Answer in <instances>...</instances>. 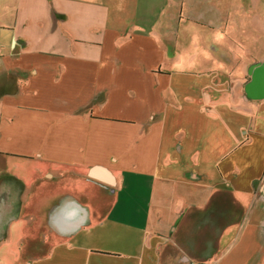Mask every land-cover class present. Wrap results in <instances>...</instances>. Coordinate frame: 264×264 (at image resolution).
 Segmentation results:
<instances>
[{"label":"crops","instance_id":"0c3cea01","mask_svg":"<svg viewBox=\"0 0 264 264\" xmlns=\"http://www.w3.org/2000/svg\"><path fill=\"white\" fill-rule=\"evenodd\" d=\"M196 1L0 0L1 259L264 264L261 2L200 59Z\"/></svg>","mask_w":264,"mask_h":264},{"label":"rangeland","instance_id":"374dc122","mask_svg":"<svg viewBox=\"0 0 264 264\" xmlns=\"http://www.w3.org/2000/svg\"><path fill=\"white\" fill-rule=\"evenodd\" d=\"M243 1L244 0H213V2H211L207 0H197L196 3L190 6H186V5L183 6V16L188 15L192 17L189 21H186L184 17V19L182 20L183 26L188 30H190L191 33L193 34L194 38L191 39L192 44L195 45L196 42L199 45V48L197 49V53L198 52L200 53L198 54L200 59L202 57L201 53L205 52L203 45H206L207 42L209 44L211 41L209 37L208 38L206 37V35L209 36L210 29H214L215 33L219 31L220 32L224 31L225 29L227 30V32H229L230 31L229 29H232L233 25L231 22L227 21V17L231 19V17L234 18L236 15H239L240 13L247 12V10L241 7ZM256 1L261 2V7L258 8L257 12H261L262 15H264V0H256ZM178 7L179 6L177 7L174 6V8H178ZM161 8L162 7L151 6V12L149 16L150 19L152 20V25H157L160 23L159 16H161L162 12L160 14L159 9ZM253 35L254 38H245V39L235 38V36L232 35V38H230V40L234 43V45L235 43L239 42L240 44H242V46L244 43L245 46L254 48V46H251L250 44L252 43V45H254V42L258 41L259 38L262 36L260 40L262 41V44L264 43V32H260L258 27L253 30ZM234 47L237 48V46ZM192 49H193V53H196V50L194 48ZM201 49L204 51H201ZM184 58L187 57L184 56ZM185 67L186 66L182 64L180 69L185 71L186 70ZM0 253H2V251ZM4 254L6 258L1 259L2 256H0V264H15L14 247H6Z\"/></svg>","mask_w":264,"mask_h":264},{"label":"water","instance_id":"95a60500","mask_svg":"<svg viewBox=\"0 0 264 264\" xmlns=\"http://www.w3.org/2000/svg\"><path fill=\"white\" fill-rule=\"evenodd\" d=\"M248 76L249 80L244 85L245 99H264V60L252 64Z\"/></svg>","mask_w":264,"mask_h":264},{"label":"trees","instance_id":"16d2710c","mask_svg":"<svg viewBox=\"0 0 264 264\" xmlns=\"http://www.w3.org/2000/svg\"><path fill=\"white\" fill-rule=\"evenodd\" d=\"M249 80V76L246 78V81H248Z\"/></svg>","mask_w":264,"mask_h":264}]
</instances>
